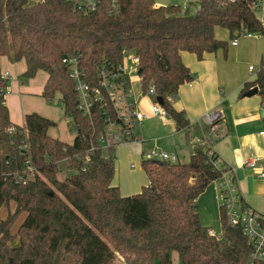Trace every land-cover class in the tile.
<instances>
[{"label":"trees","instance_id":"obj_1","mask_svg":"<svg viewBox=\"0 0 264 264\" xmlns=\"http://www.w3.org/2000/svg\"><path fill=\"white\" fill-rule=\"evenodd\" d=\"M119 10L110 14L109 0L92 13L74 11L67 0H0V63L24 59V77L39 70L47 73L42 96L61 95L64 112L88 127L77 109L74 83L64 58L75 50L93 68L103 58L120 60L124 49L140 56L144 87L154 84L157 94L177 129L189 121L168 100L192 75L181 53L224 49L226 41L215 36L222 27L233 39L236 32L264 35L255 0H199V10L190 13L179 4L156 6L155 0H118ZM0 66V209L16 204V211L0 219V264H115L120 253L128 264H264L251 261V246L237 226L221 215L222 237L209 235L202 223L198 197L221 176L224 163L212 151L196 146L186 163L144 160L149 184L132 195H122L112 185L113 159L101 150L91 155L82 171L77 154L88 147L76 136L72 144L53 138L48 130L55 121L33 112L25 125L14 124L6 104L7 83ZM259 88L264 104V71L245 84L243 92ZM27 145L28 152L21 146ZM42 172L23 182L17 172L27 159ZM68 159L74 171L58 178V162ZM25 218L16 233L10 230L19 213Z\"/></svg>","mask_w":264,"mask_h":264},{"label":"crops","instance_id":"obj_2","mask_svg":"<svg viewBox=\"0 0 264 264\" xmlns=\"http://www.w3.org/2000/svg\"><path fill=\"white\" fill-rule=\"evenodd\" d=\"M198 1L155 0V5L161 6L172 3L182 5L185 3L190 13H196L199 10ZM261 11L264 12V3ZM218 28L220 27L215 28L217 38H219L217 35ZM239 45V39L237 45L231 44L233 47L230 57L224 56L221 49L216 52L204 53L202 59H199L192 52L183 51L181 53L182 61L189 68L192 80L191 85L185 83L180 86L172 105L177 110L184 111L189 125L179 130L173 119L162 120L151 116L148 112L143 124L137 130L142 141L124 143L118 146L123 147L120 151L115 152L116 159L118 157L120 161V166L125 164L126 157L131 155L133 148L138 149L137 154H141L142 158V152L150 146L151 142L160 144L166 141L167 136H172L176 142V149L170 151L177 153L178 162L181 159H183V163L188 162L196 148L194 137H200L206 129L204 116L207 113L219 111L223 117L216 133L212 134L213 143L210 148L224 164L234 168V181L244 202L258 211H264V179L258 176L261 166H264V134H260L261 131H264V104L259 94L249 97L245 95L246 92L242 91L246 83L256 78L254 75L256 72H250L251 75L248 76L235 71L231 54L236 50L235 48L240 47ZM1 62V71L10 73L11 90L5 95L10 119L14 124L24 126V119L22 117H20L21 119L15 118L13 114L16 110L15 106L17 107V101H19L17 94L30 92L33 88V86H28L18 79L19 74L24 76L26 63L24 61L12 62L7 56H3ZM12 69L16 73L15 76L11 73ZM261 69L264 71V63L261 64L257 72ZM43 72L45 81L41 90H38L39 93L43 92L48 78L47 73ZM254 156L261 157L259 167H245L246 159ZM131 167L135 168L137 164L132 162ZM141 183L143 182H134L131 183L130 187H127L128 185L117 180V171H115L112 180V185L118 186L122 195L140 192L145 186H141ZM148 184L149 181L146 185ZM197 204L202 223L211 229L216 228L221 216L216 191L212 184L200 195ZM171 259L173 264H181L177 252L171 253Z\"/></svg>","mask_w":264,"mask_h":264},{"label":"built area","instance_id":"obj_3","mask_svg":"<svg viewBox=\"0 0 264 264\" xmlns=\"http://www.w3.org/2000/svg\"><path fill=\"white\" fill-rule=\"evenodd\" d=\"M72 5L74 11L89 14L97 11L104 0H67ZM264 0H255V9L262 10ZM110 14L117 13L119 10L118 0H109ZM183 8L187 5L182 4ZM264 26V21H262ZM236 34L248 37L260 36L252 33L236 32L231 40L232 45L238 44ZM140 56L133 50L124 49L120 60L103 58L95 61L93 68L84 62V56L81 51L75 50L68 53L64 58V63L68 68L69 77L74 83V89L77 95V109L80 115L87 120L88 127L81 121L72 118L76 136L82 141H86L87 148L84 152L77 154L76 158L82 171H86L91 155L101 150L105 159L115 160L116 148L124 143L142 141L137 134L149 112L151 116L162 120L172 119L168 109L160 104L157 97L155 85L151 84L145 88L140 74ZM264 62V59H263ZM251 72H255L254 66L249 67ZM1 78L8 83L10 73L2 72ZM139 84L141 93L137 96L134 91V85ZM191 85V82H189ZM5 95L9 89L4 88ZM177 97L176 93L168 96L169 102H173ZM151 99L152 103L144 107L145 99ZM222 113L219 111L207 113L204 116L206 129L203 137H194L196 146L205 149H211L213 143L212 134L216 133L219 123L222 120ZM260 134H264L261 131ZM22 150L28 152L27 145L21 146ZM215 153V152H214ZM209 157L213 163L218 164V159L212 150ZM144 160H159L176 163L179 161L176 152L162 150L154 147L148 151L142 152ZM220 159V158H219ZM261 157L254 156L246 159L245 167H259ZM66 161L68 165V159ZM60 161L57 163L59 167ZM221 176L213 181L216 191V198L224 210L227 222L232 226L239 227L243 234L249 240L251 246L250 260L257 261L264 259V211H258L249 205L240 197L237 186L234 181V168L230 165L220 166ZM68 170H74L68 166ZM18 180L26 182L40 176L45 179L41 171L32 164L30 158L26 161V166L21 172H17ZM258 176L264 179V166ZM209 235L221 238L223 233H217L214 229H209ZM118 264H128V262L117 253ZM120 261V262H119Z\"/></svg>","mask_w":264,"mask_h":264},{"label":"rangeland","instance_id":"obj_4","mask_svg":"<svg viewBox=\"0 0 264 264\" xmlns=\"http://www.w3.org/2000/svg\"><path fill=\"white\" fill-rule=\"evenodd\" d=\"M37 1L38 0H28V3L34 4ZM255 11H256L258 18L261 21H263L264 12L259 9H255ZM217 31H218L217 35L219 37L218 39L226 41L228 43L227 52H225L224 49H221V51L223 52L224 56L230 57V52L233 47L230 44L231 39H232L230 36V33L226 29L221 28V27L218 28ZM243 33H246V32H243ZM236 36L239 38L240 47H238V49L235 48L236 50L233 52V54H231V61H232V65L235 71L241 74H247L248 76H250L251 71L249 67L250 65H252L256 67V71H255L256 73L254 75L257 76V73H258L257 70L260 68L261 64L263 65L264 63L262 60V57L264 58V35H261L260 37H257V36L248 37L245 35L236 34ZM20 61L25 62L24 59L19 60L17 62H20ZM1 65H2V62H1ZM11 73L14 76L16 74L13 69L11 70ZM18 79L24 82L28 86H31V87L33 86V88L31 89L30 92L17 94L19 101H17V107L15 106L16 110H15V113L13 114L14 117L15 118L22 117L25 122L26 114L37 112L43 115L44 117L49 118L56 122V124L48 130V134L51 137L59 139L65 143L72 144L76 138V128H75L72 118L67 116L64 112V106L61 101V95L57 93L52 100H47L46 98L42 96L41 92L40 93L38 92V90H41V87L43 86V83L45 81L44 72L39 71L36 74V76L32 78H26L23 76V74L21 75L19 74ZM253 80H255V78ZM10 87H11V82H8L6 85V89L11 90ZM134 91L137 96L141 93L139 84L134 85ZM18 103H19V107H18ZM151 103H152V100L147 98L144 100L143 106L147 107ZM23 125H25V123ZM200 137H203V134ZM175 144L176 142L174 141L173 137L167 136L166 141H163L160 144L151 142L149 147H147L145 150L144 149L142 150L148 151L154 147H157L162 150L170 151V150L176 149ZM122 148L123 147L116 148L115 152L120 151ZM137 153H138V149L133 148V150H131V153H130L131 155L126 157L125 164H121V166H120V161L118 160V157L117 159L115 158L114 160L115 171H117V180L120 182L122 181L124 185H128L127 187H130L131 183L138 182V181L143 182L140 184L141 186H143V185H146L149 181L148 176L143 168V164H142L143 159L141 158V154L139 155ZM132 162H135L137 164V167L132 168L131 167ZM180 162L183 163V159H181ZM59 170L60 171L57 175L59 179H64L71 173V171L68 170V165L66 161H60ZM212 186L214 187L213 184ZM219 208H220V216H221L222 210H221L220 203H219ZM15 211H16V204L14 201H11L9 206H3L0 209V219H5L7 215L12 214ZM25 215L26 214L24 212H21L18 214L15 222L10 227V230L12 233L17 232L19 225L23 222L25 218ZM213 229L217 233L222 232L221 219L219 221L218 226ZM173 253H176V251H173ZM118 254L122 256L120 253ZM116 257H117V254H116ZM115 264H118L117 258H116Z\"/></svg>","mask_w":264,"mask_h":264},{"label":"water","instance_id":"obj_5","mask_svg":"<svg viewBox=\"0 0 264 264\" xmlns=\"http://www.w3.org/2000/svg\"><path fill=\"white\" fill-rule=\"evenodd\" d=\"M139 72H141V69H140V71ZM256 94H259V88L258 87H253L252 89H250L249 91H247L246 93H245V95L246 96H253V95H256ZM157 100H158V102L160 103V104H164V99H163V97L162 96H158L157 97Z\"/></svg>","mask_w":264,"mask_h":264}]
</instances>
